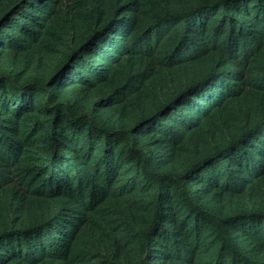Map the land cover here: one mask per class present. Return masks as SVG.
<instances>
[{
	"label": "trees",
	"instance_id": "trees-1",
	"mask_svg": "<svg viewBox=\"0 0 264 264\" xmlns=\"http://www.w3.org/2000/svg\"><path fill=\"white\" fill-rule=\"evenodd\" d=\"M0 264H264V0H0Z\"/></svg>",
	"mask_w": 264,
	"mask_h": 264
}]
</instances>
